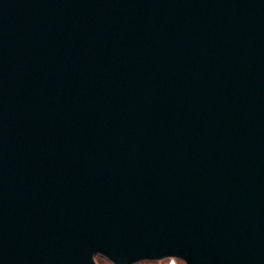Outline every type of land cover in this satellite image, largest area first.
Listing matches in <instances>:
<instances>
[{
	"label": "water",
	"instance_id": "1",
	"mask_svg": "<svg viewBox=\"0 0 264 264\" xmlns=\"http://www.w3.org/2000/svg\"><path fill=\"white\" fill-rule=\"evenodd\" d=\"M264 264V0H0V264Z\"/></svg>",
	"mask_w": 264,
	"mask_h": 264
},
{
	"label": "rangeland",
	"instance_id": "2",
	"mask_svg": "<svg viewBox=\"0 0 264 264\" xmlns=\"http://www.w3.org/2000/svg\"><path fill=\"white\" fill-rule=\"evenodd\" d=\"M96 260L99 264H112L109 260H107L105 257L100 255H96ZM169 260L170 258H165L160 261L141 260L132 264H168ZM176 260H175V264H184L181 260L179 259Z\"/></svg>",
	"mask_w": 264,
	"mask_h": 264
},
{
	"label": "flooded vegetation",
	"instance_id": "3",
	"mask_svg": "<svg viewBox=\"0 0 264 264\" xmlns=\"http://www.w3.org/2000/svg\"><path fill=\"white\" fill-rule=\"evenodd\" d=\"M177 261V260H176Z\"/></svg>",
	"mask_w": 264,
	"mask_h": 264
}]
</instances>
